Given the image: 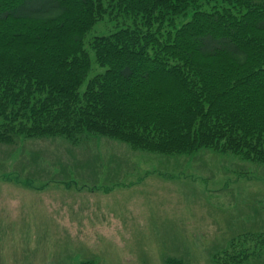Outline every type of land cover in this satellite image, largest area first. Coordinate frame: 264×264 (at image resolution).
<instances>
[{
  "label": "trees",
  "instance_id": "obj_1",
  "mask_svg": "<svg viewBox=\"0 0 264 264\" xmlns=\"http://www.w3.org/2000/svg\"><path fill=\"white\" fill-rule=\"evenodd\" d=\"M107 1L123 21L85 47L102 0H0V144L96 135L136 151L208 148L264 166V0L210 9L198 7L208 0ZM90 53L103 71L91 73ZM231 247L217 264L259 251Z\"/></svg>",
  "mask_w": 264,
  "mask_h": 264
},
{
  "label": "rangeland",
  "instance_id": "obj_2",
  "mask_svg": "<svg viewBox=\"0 0 264 264\" xmlns=\"http://www.w3.org/2000/svg\"><path fill=\"white\" fill-rule=\"evenodd\" d=\"M102 2L85 47L123 21ZM90 59L91 73L103 71ZM81 141L0 144V264H217L232 245L237 253L259 247L242 264H264L263 165L208 148L161 155L105 136Z\"/></svg>",
  "mask_w": 264,
  "mask_h": 264
}]
</instances>
